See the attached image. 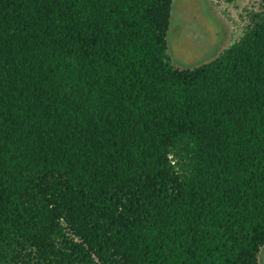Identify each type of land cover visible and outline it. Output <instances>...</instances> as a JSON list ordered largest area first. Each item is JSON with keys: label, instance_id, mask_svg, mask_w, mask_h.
Returning <instances> with one entry per match:
<instances>
[{"label": "trees", "instance_id": "trees-1", "mask_svg": "<svg viewBox=\"0 0 264 264\" xmlns=\"http://www.w3.org/2000/svg\"><path fill=\"white\" fill-rule=\"evenodd\" d=\"M261 2L178 68L174 0H0V264H260Z\"/></svg>", "mask_w": 264, "mask_h": 264}, {"label": "rangeland", "instance_id": "rangeland-1", "mask_svg": "<svg viewBox=\"0 0 264 264\" xmlns=\"http://www.w3.org/2000/svg\"><path fill=\"white\" fill-rule=\"evenodd\" d=\"M261 0H174L168 54L178 68H194L216 58L239 40ZM264 264V247L259 253Z\"/></svg>", "mask_w": 264, "mask_h": 264}]
</instances>
